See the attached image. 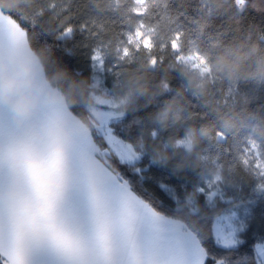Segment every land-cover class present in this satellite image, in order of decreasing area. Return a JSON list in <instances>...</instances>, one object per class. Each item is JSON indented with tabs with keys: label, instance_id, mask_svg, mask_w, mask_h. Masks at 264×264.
I'll return each instance as SVG.
<instances>
[{
	"label": "trees",
	"instance_id": "trees-1",
	"mask_svg": "<svg viewBox=\"0 0 264 264\" xmlns=\"http://www.w3.org/2000/svg\"><path fill=\"white\" fill-rule=\"evenodd\" d=\"M143 2V18L155 32V47H163L154 53L152 65L143 54L115 59L118 42L136 18L132 0H0V13L24 33L45 81L70 114L85 122L94 120V111L103 110L90 88L92 54L100 50L112 71L106 85L116 77L127 98L109 110L118 116L109 125L139 129L128 145L140 155L134 163L139 165L146 156L144 167L167 169L194 181L187 192L173 198L171 208L157 210L197 233L202 217L219 216L241 202L248 215L240 244L222 248L212 231L203 229L201 239L208 241L204 264H257L255 247L264 240V192L239 162L237 150L244 139L264 148V0ZM174 37L183 52L194 50L205 60L211 80L195 82L193 75L171 62ZM187 135L191 149L174 150L173 143ZM159 143L168 149L162 164L155 165L143 148ZM97 158L105 168V157ZM214 174L236 200L207 207L199 196L192 211L189 193ZM241 247L251 255L238 256L235 250Z\"/></svg>",
	"mask_w": 264,
	"mask_h": 264
},
{
	"label": "snow or ice",
	"instance_id": "snow-or-ice-1",
	"mask_svg": "<svg viewBox=\"0 0 264 264\" xmlns=\"http://www.w3.org/2000/svg\"><path fill=\"white\" fill-rule=\"evenodd\" d=\"M111 116L62 145L24 138L0 112V264H203V229L218 241L224 236L225 247L233 243L226 235L230 219L223 215L202 217L200 232L179 234L175 220L157 209L171 208L194 181L144 167L146 156L134 163V147L123 146L139 129L110 126ZM33 119L55 123L45 111ZM98 153L108 161L109 183L100 184L85 167ZM198 191L203 201L205 190ZM235 251L251 255L245 247Z\"/></svg>",
	"mask_w": 264,
	"mask_h": 264
},
{
	"label": "rangeland",
	"instance_id": "rangeland-1",
	"mask_svg": "<svg viewBox=\"0 0 264 264\" xmlns=\"http://www.w3.org/2000/svg\"><path fill=\"white\" fill-rule=\"evenodd\" d=\"M145 11L146 8L143 0H132L131 13L136 18L131 25L132 30L125 31L123 33L122 41L120 40L117 44L115 50L116 60L122 61L126 58L131 59L132 54H143L149 61V65L155 63V60L152 57L154 53L159 54L163 47L159 46V48L156 49L154 43L155 32L143 18ZM170 45L171 62H174L176 65L182 67L187 74L193 75L195 77V82L205 83L211 80L209 67L198 53L194 50L183 52L179 47L177 37L172 39ZM23 51H26V55L23 54ZM19 58H22L23 62L18 61ZM160 58L162 59L161 56ZM14 61L18 62V66L21 63L30 65L34 69L37 83L44 84L46 87H49L43 78L40 64L27 48L24 33L21 32L11 22V20L4 18L0 14V65L2 68L7 70L8 68L6 65H10ZM91 61L90 88L92 89V96L94 100L96 97H103L107 101L104 104H98L103 107V110H96L92 113L95 121V127L97 129V127L104 120L105 114H112L111 119L108 121L109 124L117 119L118 116L109 110L123 105L127 98L118 86L116 77L111 76V86L106 85L105 79L109 77L108 74L110 75L112 73L111 68H108L105 64L106 56H104L100 50L96 49L92 54ZM50 91H52L56 97L59 96L55 90L51 89ZM60 99L59 103H62ZM59 103L57 102V104ZM239 145L240 146L237 150V158L239 162L254 176L258 190L264 192V148L251 139H244ZM191 146L192 139L189 135L175 141L172 145L174 150L179 151H189ZM123 147L125 149H131L128 145H124ZM166 149H168L166 145L159 143L153 144L149 147L147 146L145 149L143 148V152L150 156L153 164L159 165L163 162V156ZM98 155L101 154L98 153ZM137 156L139 159L140 155L137 154ZM200 188L205 190L204 203L207 207H213L218 203H229L236 200L231 198L229 190L224 189L220 185L218 175L214 174L210 179L205 177L202 184L194 188V190L189 193L188 205L192 211H196L197 199L201 195L198 191ZM217 189L219 190L218 194L209 199V195ZM221 215L230 219L231 227L228 229L226 235L230 237L233 243L225 247L223 245L225 237H220L218 241L214 232H212L213 238L216 244L222 248H235L241 242L240 234L245 229V221L248 211L245 206L241 204V202H237ZM175 225L178 226L177 231L179 234H182V229H184L183 226L178 222H176ZM255 250L257 264H264V240H261L256 244Z\"/></svg>",
	"mask_w": 264,
	"mask_h": 264
},
{
	"label": "clouds",
	"instance_id": "clouds-1",
	"mask_svg": "<svg viewBox=\"0 0 264 264\" xmlns=\"http://www.w3.org/2000/svg\"><path fill=\"white\" fill-rule=\"evenodd\" d=\"M59 99L45 92L43 86L37 83L34 69L26 63H21L13 76L0 78V102L10 105L21 119L30 115L40 104L59 102ZM106 102L103 97L95 98L97 104ZM93 127L94 120L85 122L77 119L69 125L67 121L61 119L52 126L40 125L31 133V139L71 145L77 135L85 134ZM20 146L23 148L25 142L22 141Z\"/></svg>",
	"mask_w": 264,
	"mask_h": 264
},
{
	"label": "crops",
	"instance_id": "crops-1",
	"mask_svg": "<svg viewBox=\"0 0 264 264\" xmlns=\"http://www.w3.org/2000/svg\"><path fill=\"white\" fill-rule=\"evenodd\" d=\"M1 14V13H0ZM2 15V14H1ZM3 16V15H2ZM4 18H6L5 16H3ZM10 20V19H9ZM12 22V21H11ZM13 23V22H12ZM14 24V23H13ZM16 27L17 25L14 24ZM18 28V27H17ZM19 29V28H18ZM20 30V29H19ZM21 31V30H20ZM22 32V31H21ZM26 41V39H25ZM27 45V44H26ZM28 48V47H27ZM29 50V49H28ZM30 52V50H29ZM31 53V52H30ZM23 54L26 55V51H23ZM32 54V53H31ZM33 55V54H32ZM10 56V55H9ZM7 56V57H9ZM18 61H22V58H19ZM18 62L14 61L12 62L10 65H6L7 66V70L2 68L0 65V78L3 77H11L15 74V70L18 67L17 65ZM42 69V68H41ZM43 74V72H42ZM44 78V76H43ZM45 80V79H44ZM39 82V81H38ZM46 82V81H45ZM41 83V82H39ZM47 83V82H46ZM42 85L45 92L46 93H51L52 95H54L52 93V91H50L52 88L46 87V85L44 84H39ZM51 88V89H49ZM56 96V95H54ZM58 96V95H57ZM59 97V96H58ZM60 98V97H59ZM62 103L57 104V102L54 103H50V104H40L30 115H28L27 117L21 119L17 116V113L12 109V107L8 104L2 103L0 102V112H3L4 115L8 118L11 119V121L14 123L15 126H17L19 129L22 130V134L23 137L26 139H31V133L37 129L40 125V123H37L34 121V116L41 112V111H45L48 113V115L56 122L58 120H64L67 121L69 123V125H72L77 119L72 116V114H70V112L67 110L66 106L64 105L62 99H60ZM75 118V119H74ZM80 136V135H77ZM76 136V137H77ZM32 141H36V140H32ZM98 155V154H97ZM85 167L87 169V171L89 172L90 175H92L93 177H95V179L100 183V184H105V183H109L113 176L109 173L105 171V168L103 167V165L100 163V161L98 160L97 156L92 159V160H86L84 162ZM176 222V221H175ZM176 229L178 228L177 225H175ZM190 234V232H188L185 229H182V234L183 236H188ZM205 260V259H204ZM204 264V261H203Z\"/></svg>",
	"mask_w": 264,
	"mask_h": 264
}]
</instances>
